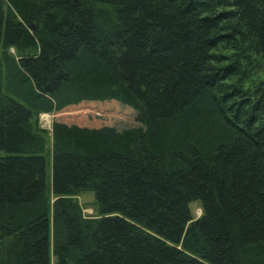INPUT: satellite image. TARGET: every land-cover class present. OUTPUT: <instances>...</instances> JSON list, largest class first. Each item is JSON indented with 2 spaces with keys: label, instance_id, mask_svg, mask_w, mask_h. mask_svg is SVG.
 <instances>
[{
  "label": "trees",
  "instance_id": "1",
  "mask_svg": "<svg viewBox=\"0 0 264 264\" xmlns=\"http://www.w3.org/2000/svg\"><path fill=\"white\" fill-rule=\"evenodd\" d=\"M0 264H264V0H0Z\"/></svg>",
  "mask_w": 264,
  "mask_h": 264
},
{
  "label": "rangeland",
  "instance_id": "2",
  "mask_svg": "<svg viewBox=\"0 0 264 264\" xmlns=\"http://www.w3.org/2000/svg\"><path fill=\"white\" fill-rule=\"evenodd\" d=\"M10 53H13V50L10 48L9 49ZM91 107L89 106H73L64 109L60 114L66 115V116H85V115H90V113L87 112V109L89 110ZM93 108H91L92 110ZM45 114V113H41ZM38 114L37 116V124L41 128H49V125L53 119H55V116L53 113H46V115H41ZM41 115V116H40ZM45 118V122L42 121V118ZM96 122V120H94ZM94 121L92 123H94ZM97 123V122H96ZM51 143L50 136L47 138V145L49 146ZM46 175H47V184L49 185L50 182V159L48 158L46 162ZM76 200L81 206L82 212L86 216H94L96 214V208L94 204V198L93 194L90 191H83L80 192L77 196H75ZM191 215L193 218L197 217L200 214V206L197 202H190L188 204Z\"/></svg>",
  "mask_w": 264,
  "mask_h": 264
},
{
  "label": "bare ground",
  "instance_id": "3",
  "mask_svg": "<svg viewBox=\"0 0 264 264\" xmlns=\"http://www.w3.org/2000/svg\"><path fill=\"white\" fill-rule=\"evenodd\" d=\"M42 115H46V114H42ZM41 116V115H40ZM42 121H44L45 122V118H44V116H43V118H42Z\"/></svg>",
  "mask_w": 264,
  "mask_h": 264
},
{
  "label": "crops",
  "instance_id": "4",
  "mask_svg": "<svg viewBox=\"0 0 264 264\" xmlns=\"http://www.w3.org/2000/svg\"><path fill=\"white\" fill-rule=\"evenodd\" d=\"M41 114V113H40ZM42 115V114H41ZM50 126V125H49ZM44 129H46V128H44ZM47 130H49V128L47 129Z\"/></svg>",
  "mask_w": 264,
  "mask_h": 264
}]
</instances>
